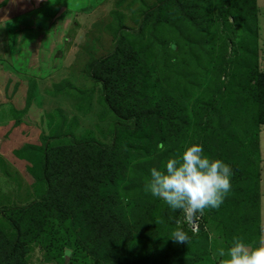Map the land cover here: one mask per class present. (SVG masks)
<instances>
[{"label": "rangeland", "instance_id": "1", "mask_svg": "<svg viewBox=\"0 0 264 264\" xmlns=\"http://www.w3.org/2000/svg\"><path fill=\"white\" fill-rule=\"evenodd\" d=\"M157 1L0 0V232L3 235L0 242L14 241L25 235L18 264H65L66 249L71 251L70 258L65 257L66 264L100 263L79 244L78 230L70 225V219L47 217L42 230L31 234V214L21 215L18 210L40 201L45 195L40 153L44 146L96 141L105 147L113 143L112 131L120 122L112 114L105 116L101 85L89 75L94 61L112 53L117 43V16L113 11L120 13V23L125 30L142 39L133 44V51H140V66L154 77L153 83L161 76V58L172 69L169 78L175 74L174 82L176 74L189 77L194 74L201 89L207 87L216 70L221 75V92L229 91L232 95L222 99L215 96V100L223 102L227 109L233 102L236 86L244 84V70L239 72L234 62L256 61L258 70L264 73V0H255V24L249 21L245 28H241L237 16L230 13L215 14L212 24L189 16L179 20L172 15L167 24L158 26V35L149 37L154 19L145 22L140 12ZM61 8L65 10L56 17ZM142 24L144 29L138 34ZM204 65L210 74H202ZM201 92L198 89L190 100L199 97ZM256 134L260 137L261 170L264 171V126L252 127L248 140ZM243 145L248 147L249 141ZM242 179L233 182L236 187L231 186L224 199L226 211L235 209L234 205L240 200L232 192H237V181ZM261 199L264 204L263 194ZM251 207L245 213L237 211L238 215L244 214L237 221V217L223 221V216L209 211H204L196 223L182 221L176 227L184 230L182 225L185 224L194 235L200 232L202 224L201 231L206 236L203 243L209 245V250L206 255L190 257L189 246L193 242L190 238V243H184L186 247L180 248L181 255L174 261L217 264L218 249L227 250L233 238L247 244L249 241L242 237L244 231H240L243 217L255 220L258 217L259 224L264 222V210L262 212L256 203ZM251 242L248 245L258 246Z\"/></svg>", "mask_w": 264, "mask_h": 264}, {"label": "trees", "instance_id": "2", "mask_svg": "<svg viewBox=\"0 0 264 264\" xmlns=\"http://www.w3.org/2000/svg\"><path fill=\"white\" fill-rule=\"evenodd\" d=\"M146 9L140 12L145 22L154 19L149 37L158 35L161 24H167L172 15L179 20L189 16L212 24L215 14L230 13L237 16L241 28L256 21L255 0H158ZM112 14L117 16V43L112 53L94 61L89 75L101 85L105 116L112 114L120 122L112 131L113 143L105 147L96 141L44 146L40 153L45 195L18 212L31 214V234L42 230L47 217L70 219V225L78 230L79 244L90 257L99 259V264H161L163 260L164 264H178L174 258L180 257L184 243H175L169 236L177 228L175 221L181 212L172 211L163 200L144 191L150 170L166 171L170 158H178L193 144L200 145L205 156L231 167V186L236 187L233 182L243 178L237 181V192H232L240 198L235 209L226 211L223 201L219 209L204 211L223 216V221L236 217L237 221L244 215L237 211L245 213L255 203L259 207L258 134L248 139L252 127L264 126V73L258 70L256 61L234 62L239 72L244 70V84L236 86L227 109L223 102L215 100V96L222 99L232 95L221 92V75L216 70L207 87L201 89L194 74H176L175 83V74L169 78L172 69L161 58V76L153 83L154 77L140 66V51H133V44L142 39L123 28L119 12ZM144 26H140L138 34ZM202 72L210 74L206 65ZM198 89L202 90L200 96L191 101ZM245 141H249L248 147L243 145ZM161 144L163 150L159 148ZM253 219L245 215L240 224L247 244H258L260 224L258 217ZM182 226L193 241L189 256L206 255L209 245L203 243L206 236L201 231L202 224L197 235L185 224ZM24 237L0 242V264H18Z\"/></svg>", "mask_w": 264, "mask_h": 264}, {"label": "clouds", "instance_id": "3", "mask_svg": "<svg viewBox=\"0 0 264 264\" xmlns=\"http://www.w3.org/2000/svg\"><path fill=\"white\" fill-rule=\"evenodd\" d=\"M159 148L163 150L164 145ZM150 172L144 191L182 213V219L175 221L178 226L182 221L196 223L206 208L219 209L231 190L233 174L228 164L205 156L203 147L197 144L187 147L178 158H170L166 171L152 168ZM169 238L178 244L190 243L189 235L180 227ZM215 255L219 257L217 264H264V222L260 224L258 246L233 238L227 250L220 248ZM70 256L71 251L66 249L65 257Z\"/></svg>", "mask_w": 264, "mask_h": 264}, {"label": "crops", "instance_id": "4", "mask_svg": "<svg viewBox=\"0 0 264 264\" xmlns=\"http://www.w3.org/2000/svg\"><path fill=\"white\" fill-rule=\"evenodd\" d=\"M259 140H260V137H259ZM259 154H260V159H261V157H262V154H261V151H260V145H259ZM262 166H261V162H260V178H259V193H260V197H259V208H260V210L262 209V212H263V210H264V204H262L261 203V201H262V194L264 195V176H262V174H264V171L263 170H261L262 168H261ZM262 173V174H261ZM262 189H263V191H262ZM263 214H264V212H263Z\"/></svg>", "mask_w": 264, "mask_h": 264}, {"label": "water", "instance_id": "5", "mask_svg": "<svg viewBox=\"0 0 264 264\" xmlns=\"http://www.w3.org/2000/svg\"><path fill=\"white\" fill-rule=\"evenodd\" d=\"M64 10H65V8H61V10H59L58 13L56 14V17H58L59 15H61V13H63Z\"/></svg>", "mask_w": 264, "mask_h": 264}, {"label": "built area", "instance_id": "6", "mask_svg": "<svg viewBox=\"0 0 264 264\" xmlns=\"http://www.w3.org/2000/svg\"><path fill=\"white\" fill-rule=\"evenodd\" d=\"M195 227V229L197 230V227L196 226H194Z\"/></svg>", "mask_w": 264, "mask_h": 264}]
</instances>
